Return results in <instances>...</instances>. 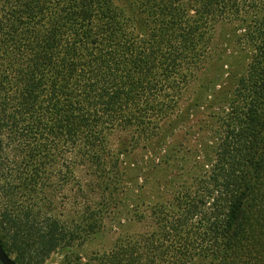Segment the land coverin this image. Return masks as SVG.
<instances>
[{
	"label": "trees",
	"instance_id": "trees-1",
	"mask_svg": "<svg viewBox=\"0 0 264 264\" xmlns=\"http://www.w3.org/2000/svg\"><path fill=\"white\" fill-rule=\"evenodd\" d=\"M7 2L3 11L0 0L7 254L18 264H44L59 252V264H264V0ZM216 23H234L236 55L218 66L233 72L228 87L216 88L222 72L207 73L187 96L213 63ZM116 134L124 137L120 155L140 142L153 149L154 177L165 178L153 182L147 230L119 236L83 263L75 248L99 235L124 188L121 161L106 144ZM11 146L22 170L6 154ZM38 154L32 178L48 183L59 166L64 184L84 166L105 181L77 182L83 209L73 223L51 214L49 199L38 206L27 197L35 188L24 170Z\"/></svg>",
	"mask_w": 264,
	"mask_h": 264
},
{
	"label": "rangeland",
	"instance_id": "rangeland-1",
	"mask_svg": "<svg viewBox=\"0 0 264 264\" xmlns=\"http://www.w3.org/2000/svg\"><path fill=\"white\" fill-rule=\"evenodd\" d=\"M118 5L122 4V0H115ZM3 11H7L8 2L1 0ZM234 23H216L213 28V45L209 55H213L212 61L205 65L200 72L195 75L193 82L191 81L187 89V96L192 91L196 90V82H199L201 78L211 76L212 73L222 72L221 81L216 85V88L222 86L223 88L228 87V79L233 74L231 69L227 65H222V71L218 66L222 62H231L232 58L236 55V43L233 32ZM230 80V79H229ZM184 103L182 101L181 105ZM123 136L112 135L106 140L107 147L111 150V153L119 158L121 161L120 169L118 170L120 176V182H124V188L119 195V203L116 208L113 209L112 213L108 216L107 220L104 221V226L101 229L99 235L92 240L87 239L83 244L78 245L75 249L80 254L83 263L91 260L93 255L96 253L102 254L107 252L116 239L119 236H132L135 233L147 230L148 226V214L150 206H153V182H158L159 179L165 178L162 173H158L156 177L153 174V160L155 154L153 149L148 148L144 142H140L135 149L130 150L127 156H123L117 153V144ZM24 138L22 137L21 140ZM25 142V140H23ZM37 143V140L34 141ZM39 142V141H38ZM17 147L11 146L6 149V154L19 166L21 170L24 168V164L21 163L22 154H19ZM39 154L34 159L32 166L24 170L23 177L28 178L31 176L29 182L35 188V192L30 197V201L40 206L44 201L49 199L52 202V212L54 216L60 218L63 221L74 222L78 219V212L83 209L80 204L83 199H79L77 195L78 183L85 185L86 182H105L103 180H94L89 176V171L84 166L75 168L74 179H69L66 183L61 184L59 170L51 174V179L46 183L41 177L38 178L33 176L32 168H38ZM5 158L6 155L2 154ZM74 158L73 155H68L67 159L70 161ZM9 159L8 162L12 160ZM139 166V169L135 167ZM40 173V172H39ZM39 176V174H38ZM41 176V175H40ZM169 178V177H167ZM162 182V181H159ZM176 182V181H174ZM48 184V185H47ZM84 203V202H83ZM138 212L142 214L144 220L140 221L132 214V212ZM146 219V220H145ZM61 252L51 254L44 264H59L63 259Z\"/></svg>",
	"mask_w": 264,
	"mask_h": 264
},
{
	"label": "water",
	"instance_id": "water-1",
	"mask_svg": "<svg viewBox=\"0 0 264 264\" xmlns=\"http://www.w3.org/2000/svg\"><path fill=\"white\" fill-rule=\"evenodd\" d=\"M0 264H18L7 252L0 243Z\"/></svg>",
	"mask_w": 264,
	"mask_h": 264
}]
</instances>
